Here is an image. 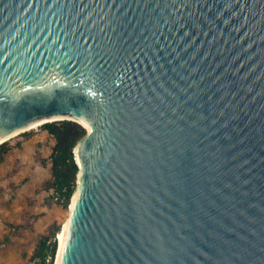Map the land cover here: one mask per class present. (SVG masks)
I'll use <instances>...</instances> for the list:
<instances>
[{
    "label": "water",
    "instance_id": "1",
    "mask_svg": "<svg viewBox=\"0 0 264 264\" xmlns=\"http://www.w3.org/2000/svg\"><path fill=\"white\" fill-rule=\"evenodd\" d=\"M61 119L55 264H264V0H0V144Z\"/></svg>",
    "mask_w": 264,
    "mask_h": 264
},
{
    "label": "rangeland",
    "instance_id": "2",
    "mask_svg": "<svg viewBox=\"0 0 264 264\" xmlns=\"http://www.w3.org/2000/svg\"><path fill=\"white\" fill-rule=\"evenodd\" d=\"M56 142L42 124L8 140L0 164V264H41L34 257L40 239L59 228L58 238L70 215L71 203L50 182Z\"/></svg>",
    "mask_w": 264,
    "mask_h": 264
},
{
    "label": "trees",
    "instance_id": "3",
    "mask_svg": "<svg viewBox=\"0 0 264 264\" xmlns=\"http://www.w3.org/2000/svg\"><path fill=\"white\" fill-rule=\"evenodd\" d=\"M52 133L57 142L52 153L53 179L50 181L56 195L68 206L78 185L79 164L76 160L75 147L87 134V128L80 122L70 119H61L43 123ZM8 140L0 144V164L8 152ZM57 231L44 235L35 250L34 257L41 264H55L58 252Z\"/></svg>",
    "mask_w": 264,
    "mask_h": 264
},
{
    "label": "bare ground",
    "instance_id": "4",
    "mask_svg": "<svg viewBox=\"0 0 264 264\" xmlns=\"http://www.w3.org/2000/svg\"><path fill=\"white\" fill-rule=\"evenodd\" d=\"M42 123H43V121H41V122H36V123H34V124L28 126L26 129L28 130V129H32V128H37V127H39ZM67 221H68V218H67V220L65 221L62 230L59 232L58 239H59V245H60V247H59V251H58V255H57V260H58V257H59V253H60V249H61V244H62V238H63V234H64V231H65V228H66ZM57 260H56V263H57Z\"/></svg>",
    "mask_w": 264,
    "mask_h": 264
}]
</instances>
